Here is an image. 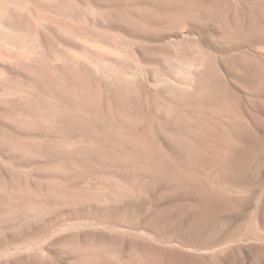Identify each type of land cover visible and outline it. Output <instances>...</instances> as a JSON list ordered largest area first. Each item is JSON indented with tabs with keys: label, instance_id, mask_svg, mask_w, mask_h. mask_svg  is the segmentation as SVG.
<instances>
[{
	"label": "rangeland",
	"instance_id": "374dc122",
	"mask_svg": "<svg viewBox=\"0 0 264 264\" xmlns=\"http://www.w3.org/2000/svg\"><path fill=\"white\" fill-rule=\"evenodd\" d=\"M0 264H264V0H0Z\"/></svg>",
	"mask_w": 264,
	"mask_h": 264
}]
</instances>
